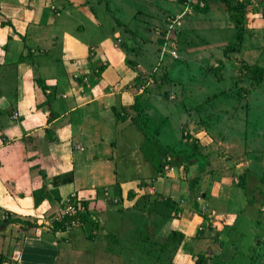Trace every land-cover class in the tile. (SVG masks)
I'll list each match as a JSON object with an SVG mask.
<instances>
[{
	"label": "crops",
	"instance_id": "crops-1",
	"mask_svg": "<svg viewBox=\"0 0 264 264\" xmlns=\"http://www.w3.org/2000/svg\"><path fill=\"white\" fill-rule=\"evenodd\" d=\"M47 1L0 0V72L6 70L13 73L15 94L18 96L15 104L26 110V115H22L18 122H13L14 118L10 117L15 111L11 107L8 116L3 114L6 119L0 118L3 120H0V126L4 128L0 130V225L6 224L0 230V264H70L69 256L60 249L70 245L75 237L86 239L94 249L114 247L115 255L124 256L123 253L128 254L130 248L124 247L127 236L125 238L121 233L129 229L131 234L130 228L135 232L134 238L130 239L135 240L141 252L147 253L150 264H162L161 260H166L168 255L167 248L162 246L156 250L160 246L156 247L149 236L162 230L165 232V228L185 234L190 221L203 224L204 219L193 214L188 220L186 209H183L180 218L169 217L168 202L163 200L167 197L174 206L186 205L184 184L188 183L187 180L174 177L155 185L154 179L159 177L153 178L151 172L148 176L152 177L150 180L147 177L142 179L146 184L142 181L139 188L128 187L129 183L138 180L136 177L141 172L137 155L141 161L147 159L140 153L142 134L139 130L138 135L126 134L128 127L124 122L128 119L119 122L118 110L128 111L130 115L131 105L137 96L149 122L144 101L150 99L157 106L161 103L160 87H154L153 83H144L147 85L145 89L138 90L141 85L138 86L140 80L137 76L142 70H147V64L129 56L143 58L136 55L138 51L142 50L143 55L149 54L152 50L150 46H156V51L159 42L154 37H141L142 46L135 47L129 40L123 47L125 52L106 55L96 46L93 64L98 65L100 70L95 74L92 71L88 73V83L94 88V93L83 92L72 73L80 72L87 48L93 46L88 45L85 51L83 26L80 37L67 35L66 19L72 17L61 16L62 12L70 13L69 8L76 0H50V4L54 5L49 7L53 11L51 14L43 6ZM176 6L180 7L179 1ZM176 9L170 13L176 12ZM44 11L54 16L52 25ZM155 14L152 20L157 18L155 24H158L162 16ZM191 16L186 17L189 20L188 29L195 34L197 17ZM57 18L58 28L54 26ZM128 31L133 40L135 30ZM185 34L182 28L180 39L185 38ZM178 86L177 93L182 94L184 88L181 84ZM171 95L170 92L168 97ZM42 104L44 107L40 110ZM33 105L37 108L31 111ZM113 107L118 111L116 115ZM179 110L185 112L181 108ZM16 111L18 115V109ZM184 118L187 116L184 115ZM201 121L196 113L187 119L188 127L180 121V135H176L174 143L167 142L170 138H166L165 130L154 128L157 149L170 147L183 151L194 142L195 148L203 151L200 153L205 155L208 167V171L200 177L195 176L198 186L195 192L208 209L216 203L225 207V200L226 206H230V197L225 194V166H220V171H214L216 176L210 171L214 164L225 165V155L219 157L216 148L225 142L215 138L213 130L211 137L207 136L201 129H208ZM45 129L48 131L45 132ZM121 137L126 139V146L118 148ZM29 141H33V145L30 146ZM35 143L42 148H37ZM119 150H127L128 154H118ZM117 155L120 158L119 167ZM193 159H187L185 155L176 157L187 170L194 168L197 159ZM242 164L238 163L237 174L252 162L245 160L244 166ZM132 170L133 175H130ZM128 188L131 191L127 192ZM74 190L87 205V217L72 227L55 226L54 217L58 215L60 202ZM112 203H116L119 210ZM136 205L142 209L136 210V221L130 224L125 218L127 209ZM2 214H6L7 218L2 220ZM86 225L85 231L83 227ZM143 228L145 235L141 238ZM170 257L175 260L176 254H170Z\"/></svg>",
	"mask_w": 264,
	"mask_h": 264
},
{
	"label": "rangeland",
	"instance_id": "rangeland-1",
	"mask_svg": "<svg viewBox=\"0 0 264 264\" xmlns=\"http://www.w3.org/2000/svg\"><path fill=\"white\" fill-rule=\"evenodd\" d=\"M199 1L202 4H197ZM205 1L209 5V9L205 11L193 9L194 5L201 7ZM238 1L244 2L247 6L246 30L240 50L226 56L222 54V48L231 38L234 30V26L227 17V10H224L217 0H192L190 13L185 14L183 21V31L185 30L187 34H185V38L176 42V57L164 56L160 67L154 72L157 79L155 82L153 81V86L160 87L161 103H158L157 106L150 99L143 103L149 112L147 115L149 116L148 125L152 134L154 128L165 130L166 138H170V141L167 142H175L176 135H180L178 130L180 121L185 124V127H188L186 121L194 113L198 114L199 120H203L201 122L205 124L209 132L200 129L205 131L207 136L211 137L210 133L214 132L216 133L214 134L215 138L225 142L224 145L216 147L219 157L225 155V165L214 164L210 171H220L218 168L225 166V194L230 197L228 204L231 205L226 206L225 200V207L221 203H216L204 214L200 212L199 204L195 198L193 201L195 206H193L187 197L191 177H200L202 173L208 171V167L205 165V155L200 153V151L203 152L201 149L193 148L194 145L191 147L190 144L187 145V149H183L184 152L189 150L195 152L193 158L197 161L193 169H184L180 164L172 165V170H166L167 172L162 168V176L158 175L160 173L154 172L156 164L163 160L159 154L161 148L157 149V141L154 140L151 145L155 149L149 147L144 149L146 153L140 151L143 158L147 159L146 161H141L137 155L141 172L136 177L138 179L135 180L136 184H134L135 181H132L128 185L129 188H139L143 178L151 179V176L148 177L151 172L153 178L159 177V179H154L155 185L157 183L160 185L163 180L167 181L174 177L178 180H187L188 183L184 184L186 205L176 207L174 204L168 203L170 208L168 205L167 207L171 212L168 216L180 218L183 209H186L185 215L188 216V220L192 219L193 214L204 219L203 224H194L193 221H190L185 234L165 228V232L162 230L161 233L156 232L149 236V240L155 242L156 247L160 246L156 250L161 249L162 246L167 248L168 255L166 260H161L162 264H264V81L254 84L248 76L243 75L239 70L242 62L264 66V0ZM176 2L178 0H76V3L69 8V10L71 9L70 13L62 12L61 16L72 17L66 19L65 29L66 34L71 37L77 38L81 34V27H85L82 32L85 51L88 45H92L93 47H89V49L94 52L96 46H99L105 55L119 54L121 51H126L123 47L129 40L135 47L143 45V43L140 44L141 37H145V39L154 37L155 41L160 43V31L164 27L165 17L171 11H175ZM50 5L54 6L50 4V0L43 3V6L51 14L53 11L49 10ZM177 9L178 11L181 9V4ZM44 12L52 25L55 22L54 16ZM155 13L162 16L158 24H155L157 18L152 20ZM189 15L197 17L198 26H194L195 34L188 29L189 20L186 17ZM57 23L58 18L54 24L58 28ZM128 30H135L132 34L134 35L133 40L130 39L131 34ZM150 47L152 50L149 54H141L142 50L136 54L143 58H135V55L132 54L129 56L131 59L133 57V60L138 59L145 62L148 71H151L157 62L156 46L152 44ZM89 49L87 48L86 55ZM14 84L13 73L2 70L0 72V118L6 119L5 115H9L11 108L15 110L16 114V109H18V115L12 120L18 122L22 115H26V110H21L15 104L18 96L15 94ZM178 84L184 88L182 94L177 93L179 91ZM164 90H169L172 94L171 97H165ZM34 107L37 108L36 105H33L30 110H34ZM43 107L44 104L39 109L41 110ZM180 108L185 112L181 113ZM122 110H118V116L122 119L118 121L128 119L124 122L128 127L125 131L126 134L138 135V129L132 122L134 110L131 107V116L128 111ZM184 115L187 116L186 119ZM2 129H4L3 126H0V130ZM125 140L122 138L118 148L126 146ZM32 143L33 141H29L30 146L33 145ZM35 146L39 149L42 148L41 145L37 146V143ZM125 153L127 155L128 151H118V154L124 156ZM148 155L151 157L148 158ZM245 160L252 162L251 165L242 168L243 171L241 170V173L244 172L246 177L247 195L243 194L239 184L238 177L241 173H236L238 163H243L242 166H244ZM119 166L120 158L117 155V167ZM195 168H197V174L194 173ZM214 173L213 176H216L217 173ZM130 175H133V170ZM56 177H53V180ZM143 183L146 184L145 181ZM197 188L196 184L192 186L194 191H197ZM126 191H131V189ZM193 195L195 197L198 193ZM245 195L253 197L252 202L247 203ZM173 198L178 203L177 197ZM165 202L167 203L168 200L166 199ZM141 203L140 205H142ZM111 205L119 207L116 206V203ZM140 209L142 208L139 205L127 209L125 218L130 224L136 221L134 216L138 214L136 210ZM86 227L87 225L83 227L85 231ZM130 230L131 234L129 229H124V232L121 233L125 238L127 236L124 247L130 248L128 254L123 253L124 256L115 255L114 247L94 249L93 246L88 245L90 242H86V239L80 237H75L70 245H64L60 250L69 256L70 264H150L151 260L148 259L147 253L141 252L136 246L135 240L130 239L134 238L135 234L133 228ZM140 235L141 238L145 235L144 228ZM184 235L185 237H183ZM170 254L172 256L176 254L175 260H173L175 262L172 261Z\"/></svg>",
	"mask_w": 264,
	"mask_h": 264
},
{
	"label": "trees",
	"instance_id": "trees-1",
	"mask_svg": "<svg viewBox=\"0 0 264 264\" xmlns=\"http://www.w3.org/2000/svg\"><path fill=\"white\" fill-rule=\"evenodd\" d=\"M178 1L182 5L183 1H185V0H178ZM217 1L219 2L218 4L223 7L224 10L225 9L227 10V17L231 21L232 25L234 26V30L232 32L231 38L224 44V46L222 48V54L224 56H226L229 53L238 52L241 48L242 41H243V35L245 33V30H246L245 23L247 20V6L244 2L238 1V0H217ZM193 9L195 11H205V10L209 9V5L206 4V1H205V4H203L201 7L194 5ZM169 14H171V13H168V15ZM183 21H184V18L182 20V24H181L179 30L176 33V42L180 39V34H181V31L183 28ZM162 33H163V31L161 30L160 34H162ZM99 70H100V68L98 67V70H96L93 74L97 73ZM239 70L241 73H243V75L248 76V78L254 84H259L260 82L264 81V66H262V65L248 64L246 62H242L239 66ZM154 72H150L148 70L147 71L142 70L141 73L139 72V74L137 76L138 79L140 80L138 82V86L142 85V91L145 89V86L154 83L155 80L157 79L156 78L157 75ZM148 78H150L151 81L147 85H144V83H146ZM169 93H170L169 90H164V96L165 97L168 96ZM131 107L135 112V114L132 117V122L135 124L136 128L140 131V133L142 134V138H143V141L140 145V150L143 151V153H146L144 149H148L149 147H152L151 146L152 142L155 139H154V136H153L151 130L149 129L146 114L143 111V109L141 108V106L138 102L137 96H135L134 102L132 103ZM112 109L116 115V113L118 112V111H115L116 107L115 108L113 107ZM47 131H48V129H45V132H47ZM148 144H150V145H148ZM193 145H194L193 148H195L196 144L194 142L190 143L191 147ZM159 154L163 157L162 158L163 160L159 161L158 164H156V167L154 169L155 173H160L158 175H161V173H162L161 170H162L165 162L168 163V165H170L171 167H172V165L178 166L180 164V162L178 160H176V157L178 155H180V156L187 155V157H186L187 159L193 158L195 156L194 151L184 152V151H179L177 149L170 148V147H167L164 149H159ZM147 157L150 158L151 156L148 155ZM165 157H168L169 159L166 161ZM238 178H239V184L242 187L243 194L247 195V187L245 185V180H246L245 173L244 172L241 173ZM190 181H191V184L188 185L187 197L190 200L191 205L195 206V204H193L194 203L193 201L195 198V197H193L194 196L193 194H195L196 192L192 189V186L194 184H197V181H196L195 177L191 178ZM164 199H165V201L167 199L168 203H169V198L165 197ZM252 200H253V197L250 198L249 196H246L247 203L252 202ZM176 207H178V206H176ZM85 218H86V216H84V218L82 219L81 222H83L85 220ZM81 222H79V223H81ZM61 223L54 221L55 226H60ZM61 227H64V226H61ZM173 234H175V233H173ZM0 263H2V262L0 261Z\"/></svg>",
	"mask_w": 264,
	"mask_h": 264
},
{
	"label": "built area",
	"instance_id": "built-area-1",
	"mask_svg": "<svg viewBox=\"0 0 264 264\" xmlns=\"http://www.w3.org/2000/svg\"><path fill=\"white\" fill-rule=\"evenodd\" d=\"M192 0H185L183 1L181 5V9L174 13H171L165 17L164 20V27L162 29L163 33L160 34V43L158 44L157 47V62L156 65L152 67V70L150 72H154L158 67H160V64L163 61L164 56H169L175 58L176 57V33L179 30L182 20L185 16L186 13H190V3ZM198 4H202L200 1ZM50 8H53L52 5L49 6ZM95 52L92 51V49H89L87 52V55L83 59L81 63V70L78 73H72V77L77 80V82L80 85V90L81 91H88L89 93H94V88L89 85L88 83V73H94L97 69L98 65L93 64V59ZM151 81L150 78L146 81L148 83ZM139 91L142 90V86H139L138 88ZM64 96V95H63ZM16 113L13 112L11 114V118L16 117ZM169 158L165 157V160L167 161ZM163 169L165 172L166 170H172V167L168 165V163L165 162L163 165ZM166 175V173H165ZM196 202H198L199 210L201 213H206L209 209L208 206L205 203H202L201 196L198 194L195 196ZM113 202H116L113 200ZM87 205L84 203L83 199L77 193V191H70L60 202L59 207H58V215L54 217V221L56 222H62L61 225L64 227H72L79 222L82 221L84 216L87 217ZM7 216L6 214H2L1 219H6Z\"/></svg>",
	"mask_w": 264,
	"mask_h": 264
},
{
	"label": "water",
	"instance_id": "water-1",
	"mask_svg": "<svg viewBox=\"0 0 264 264\" xmlns=\"http://www.w3.org/2000/svg\"><path fill=\"white\" fill-rule=\"evenodd\" d=\"M5 223H3L2 225H0V230L3 229L5 227Z\"/></svg>",
	"mask_w": 264,
	"mask_h": 264
}]
</instances>
